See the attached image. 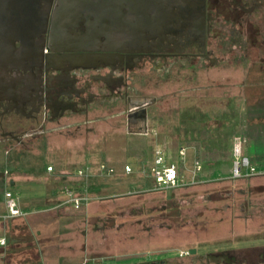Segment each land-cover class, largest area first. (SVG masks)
<instances>
[{"label":"flooded vegetation","instance_id":"flooded-vegetation-1","mask_svg":"<svg viewBox=\"0 0 264 264\" xmlns=\"http://www.w3.org/2000/svg\"><path fill=\"white\" fill-rule=\"evenodd\" d=\"M225 33L264 34V0H0V145L84 138L119 117L146 134L156 97L142 83L215 67L237 43ZM236 259L190 264H248Z\"/></svg>","mask_w":264,"mask_h":264},{"label":"rangeland","instance_id":"rangeland-1","mask_svg":"<svg viewBox=\"0 0 264 264\" xmlns=\"http://www.w3.org/2000/svg\"><path fill=\"white\" fill-rule=\"evenodd\" d=\"M223 37L227 38L226 41L230 44L237 43L232 46V50L218 54L223 61L215 67L184 66L179 69V73L162 74L142 83L138 93L156 97V101L148 107L146 134L138 135L130 130L131 133L128 132L124 117H119L110 119L111 129L108 125L96 122L95 125H98L95 126L94 134L84 138L82 134L74 140L64 136L63 140L55 144L25 142L27 147L33 146L34 149L24 146L18 148L9 143L8 154L20 161L19 170L25 173L42 162L59 163L57 160H62V157L68 158L69 161L70 158L77 160L78 156L84 155L104 162L110 159L121 161L130 157L128 160L131 165L133 153L144 154L146 149L153 145L165 151L168 161H176L180 173L182 170L185 172L182 160L178 159L177 152L174 151L176 145L186 144L188 131L192 133L208 126L210 130L203 133L207 137V145L212 144V138H216L214 136H225L234 131V128H230V122L235 116L230 114H238L239 109L231 112L229 107L232 108V102L239 105L233 98L235 95L231 96V100L209 96L208 92L220 89L224 93L239 94L243 90L242 87L246 86V83L240 84L246 78L244 75L264 76V34L255 36L253 42L250 38H243L240 42V38L236 39L228 33ZM224 78H227L226 83L217 80ZM221 85H225V89L230 88L228 91L223 90ZM197 93L201 95L198 96ZM243 109L241 120L246 134L250 135L256 131L264 135V102H260L256 107L243 104ZM254 117L256 122H259V127L254 122ZM203 120H207L208 124L203 123ZM83 128L84 126L80 131L83 132ZM215 141L213 148L217 146V142L223 145L214 150L215 154H210L208 150L207 161H226L228 149L224 148H228V140L217 137ZM230 142L233 149V144L238 142V138L231 136ZM3 151L0 145V159L4 155ZM68 163L66 166H73L72 169L76 168L75 165H81L77 161V164ZM218 165L220 169L217 173L201 175L198 177L200 179L196 178V183L163 189L154 194H133L129 200L119 201L114 209L109 210L105 218L103 217L104 221L100 220L98 223L100 234L107 237L109 245L107 249L98 247V250L105 249L99 254L106 259L94 260V264H135L154 256L163 257L166 264H190L198 255L203 258L205 255L223 254L236 256L235 261H240V257L245 256L248 264L262 262L264 179L223 178L232 174V167L230 173H222L221 169L228 164ZM212 166L213 163H207L208 169L205 171H210ZM244 171L245 168L242 169V172ZM190 179L183 177L185 183ZM193 248V254L180 256L181 252ZM226 262L229 264V261ZM83 264H92V261ZM194 264L200 262L195 260Z\"/></svg>","mask_w":264,"mask_h":264},{"label":"crops","instance_id":"crops-1","mask_svg":"<svg viewBox=\"0 0 264 264\" xmlns=\"http://www.w3.org/2000/svg\"><path fill=\"white\" fill-rule=\"evenodd\" d=\"M244 76L246 78L240 84L246 83V86L242 87L243 90L239 94L224 93L220 89L208 92L209 96L231 100V96L235 95L233 98L236 103H239L237 106L235 102H232V108L229 107L231 112L239 109L238 114L236 112L230 114V116H235V119L230 122L232 123L230 128H234L233 135L230 133L225 136H214L228 140L226 145L228 148H224L228 149V159L226 161L218 159L217 162L207 161V151L209 150L210 154H215L214 150L223 145L217 142V146L213 148L216 138H212L215 142L212 141L211 145L205 143L207 137L203 133L210 130L208 126L199 128V132L197 130L192 133L188 131L186 144L176 145L174 151L177 152L178 159L183 162L185 172L182 170L181 174L185 179L191 178L196 162L201 164L200 170L196 172V178L207 175V173L210 175L217 173L220 169L218 164H228L221 169V172L230 173L235 159L232 142L229 143L231 136L239 138L241 155L247 157L251 166L256 170L255 173L242 177L264 179V135L258 134L256 131L247 135L241 120L243 104L247 107H256L260 102H264V76L252 74ZM226 79L217 80L226 83ZM224 86L221 85L223 90L228 91L230 87L225 89ZM204 118L207 117L204 116ZM255 119L254 117V122L259 127V122H256ZM206 121L203 120V123H210L211 118L210 121ZM102 124L112 128L109 124ZM126 133L128 132L126 131ZM70 140H74V138ZM6 144L2 145L4 155L0 159V264H83L88 261H92L94 264V260H105L106 257L99 252L108 248L109 241L107 237L100 234L98 227L100 220L104 221L103 217L109 210L114 209L119 201L129 200L133 194H154L163 190L157 188L149 172L157 146L151 145L144 154L133 153L130 160L132 165H130L132 168L130 173H126L124 170V165L130 164L128 160L130 157L121 161L110 159L104 162L85 155L78 156L77 160L73 157V161L71 158L67 161L68 158L62 157V160L60 158L57 160L58 164L54 161L51 162L52 164L42 162V164L22 173L19 170L20 161L8 154ZM136 146L138 147V145ZM198 146L200 148H197ZM216 154L218 153L216 152ZM165 157L167 159V156ZM70 161L73 163L77 161L81 165L77 167L73 164L76 168L72 169L73 166H66L68 162V164L71 163ZM170 161L176 163L175 160ZM101 163L113 167L114 173L108 177L99 176L98 171ZM207 163H213L210 171H205L208 169ZM48 165L52 166V170L46 169ZM85 168L88 169V176L77 174L78 170ZM246 172L247 170L244 171V173ZM230 177V174L223 176V178ZM65 186H72L77 193L87 196L86 203L80 208H74L72 204L65 203L66 197L62 192ZM6 191L15 196L21 214L15 216L8 214L5 205ZM98 247L99 249L105 247V249L98 250ZM163 259V257L154 256V258L135 264H145L149 261V264H157ZM128 264L133 263L128 262ZM257 264H264V262Z\"/></svg>","mask_w":264,"mask_h":264},{"label":"built area","instance_id":"built-area-1","mask_svg":"<svg viewBox=\"0 0 264 264\" xmlns=\"http://www.w3.org/2000/svg\"><path fill=\"white\" fill-rule=\"evenodd\" d=\"M183 151V149H181ZM233 152L235 159L233 160L232 164V174L231 177L233 178H240L244 175H249L255 173V168L251 166L248 161V158L241 155L240 151V140L238 138V142H236L233 146ZM201 168V164L196 162L194 168L192 169L191 179L188 182L183 181L182 174L179 172L178 165L174 162L168 161L165 158L164 152L159 149L155 148L154 150V160L153 164L150 167V174L154 179V182L157 188L160 189H170L176 188L179 186H183L186 184H193L198 182L196 179V172L199 171ZM245 168L247 170L246 173L242 172V169ZM47 170H52V166L48 165L46 167ZM124 170L126 173H130L132 168L129 164L124 165ZM88 169L85 168L84 170H78V175L88 176ZM114 173V168L105 164L101 163L99 165V176L108 177ZM63 194L65 195V203H70L74 208H80L83 204L86 203L88 199L87 196L77 193L72 186H65L62 190ZM5 205L8 210V214L10 216H15L21 214V211L18 209L17 200L15 196L9 192H5ZM3 242V241H1ZM188 250L186 252H181L180 255H188Z\"/></svg>","mask_w":264,"mask_h":264},{"label":"water","instance_id":"water-1","mask_svg":"<svg viewBox=\"0 0 264 264\" xmlns=\"http://www.w3.org/2000/svg\"><path fill=\"white\" fill-rule=\"evenodd\" d=\"M197 2H199V0H194V4H197ZM188 252L190 254H193L195 252V249L194 248L193 249H190Z\"/></svg>","mask_w":264,"mask_h":264},{"label":"trees","instance_id":"trees-1","mask_svg":"<svg viewBox=\"0 0 264 264\" xmlns=\"http://www.w3.org/2000/svg\"><path fill=\"white\" fill-rule=\"evenodd\" d=\"M146 263H148V264H149V262H146ZM146 263H145V264H146Z\"/></svg>","mask_w":264,"mask_h":264}]
</instances>
